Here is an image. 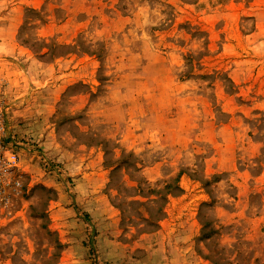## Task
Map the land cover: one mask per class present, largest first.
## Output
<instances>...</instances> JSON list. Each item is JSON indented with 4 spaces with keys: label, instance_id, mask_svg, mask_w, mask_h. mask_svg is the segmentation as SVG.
<instances>
[{
    "label": "rangeland",
    "instance_id": "374dc122",
    "mask_svg": "<svg viewBox=\"0 0 264 264\" xmlns=\"http://www.w3.org/2000/svg\"><path fill=\"white\" fill-rule=\"evenodd\" d=\"M0 105V264H264V0H0Z\"/></svg>",
    "mask_w": 264,
    "mask_h": 264
},
{
    "label": "built area",
    "instance_id": "2783aa9c",
    "mask_svg": "<svg viewBox=\"0 0 264 264\" xmlns=\"http://www.w3.org/2000/svg\"><path fill=\"white\" fill-rule=\"evenodd\" d=\"M2 107H1V105H0V134L2 133V131H3V125H2ZM12 162H13V160H12Z\"/></svg>",
    "mask_w": 264,
    "mask_h": 264
}]
</instances>
